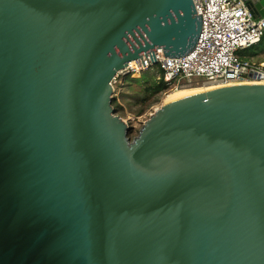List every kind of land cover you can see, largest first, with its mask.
I'll use <instances>...</instances> for the list:
<instances>
[{
  "label": "water",
  "instance_id": "1",
  "mask_svg": "<svg viewBox=\"0 0 264 264\" xmlns=\"http://www.w3.org/2000/svg\"><path fill=\"white\" fill-rule=\"evenodd\" d=\"M202 24L194 0H0V264H264V84L164 102L133 138L113 107Z\"/></svg>",
  "mask_w": 264,
  "mask_h": 264
},
{
  "label": "built area",
  "instance_id": "2",
  "mask_svg": "<svg viewBox=\"0 0 264 264\" xmlns=\"http://www.w3.org/2000/svg\"><path fill=\"white\" fill-rule=\"evenodd\" d=\"M202 15V31L195 48L181 58H166L156 50L128 64L120 75L136 70L160 75L175 89L200 83H264V63L240 56L242 49L260 43L264 36V17L256 16L245 0H194ZM153 59V62H152ZM149 60V62H148ZM150 64V65H149Z\"/></svg>",
  "mask_w": 264,
  "mask_h": 264
},
{
  "label": "rangeland",
  "instance_id": "3",
  "mask_svg": "<svg viewBox=\"0 0 264 264\" xmlns=\"http://www.w3.org/2000/svg\"><path fill=\"white\" fill-rule=\"evenodd\" d=\"M239 53L253 62L264 61V40L253 47L242 49ZM157 76L160 77L150 70L143 72L141 78H133L131 74L120 75L114 82L113 107L116 114L133 127L131 138L138 134L143 124L155 113V108L162 106L165 99L176 90L174 86L158 89L160 80L156 79Z\"/></svg>",
  "mask_w": 264,
  "mask_h": 264
},
{
  "label": "bare ground",
  "instance_id": "4",
  "mask_svg": "<svg viewBox=\"0 0 264 264\" xmlns=\"http://www.w3.org/2000/svg\"><path fill=\"white\" fill-rule=\"evenodd\" d=\"M143 72H148V71H140V70H136L134 71L131 76H133V78H141V75ZM130 77V75H129ZM251 84H264L262 82H250ZM229 85H233V84H208V83H200V84H196V85H191V86H185L182 88H178L175 91H173L166 99H165V103L166 102H170V101H174L176 99H179L181 97H184L186 95H190V94H195V93H202V92H207L209 90L212 89H216L218 87H223V86H229ZM161 107V106H160ZM159 106L155 108V110H157L158 108H160Z\"/></svg>",
  "mask_w": 264,
  "mask_h": 264
},
{
  "label": "trees",
  "instance_id": "5",
  "mask_svg": "<svg viewBox=\"0 0 264 264\" xmlns=\"http://www.w3.org/2000/svg\"><path fill=\"white\" fill-rule=\"evenodd\" d=\"M263 40H264V36L262 37L260 43H262ZM240 56H241V58H243V59H249L247 56H244V55H240ZM261 63H264V61H262ZM156 79H157V77H156ZM166 86H168V85L165 83V81H164L163 79H160L157 88L160 89V90H163V89L166 88ZM132 130H133V127H130V135H131V133H132Z\"/></svg>",
  "mask_w": 264,
  "mask_h": 264
}]
</instances>
